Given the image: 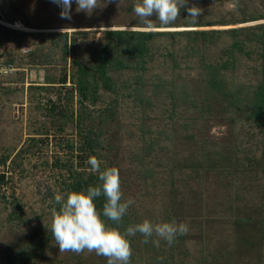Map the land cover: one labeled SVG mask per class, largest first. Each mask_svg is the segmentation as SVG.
<instances>
[{"label":"rangeland","instance_id":"1","mask_svg":"<svg viewBox=\"0 0 264 264\" xmlns=\"http://www.w3.org/2000/svg\"><path fill=\"white\" fill-rule=\"evenodd\" d=\"M191 2L202 9L199 21L240 19L251 13L264 12V0ZM134 3L135 0H100L99 6L90 13L78 11L73 3L71 19L67 20L61 18V8L52 0H0V21L17 26L13 29L0 23L9 29L0 37V61H4L10 53L24 54L21 50L23 44L28 45L27 52L36 51L37 56L34 57L42 60L41 63L43 59H50L41 65H33L27 60L25 65L10 66V70L6 69L7 66L0 67V161L8 155L5 164L0 162V173L6 175V183H0L2 263L6 261L4 248L11 241L22 245L24 238L36 235L38 229L49 231L55 196L64 193L61 191L62 175L68 181L67 166H62V163L72 164L77 172L91 171L87 163L90 155L77 148L68 150L67 143L73 141L78 147L83 135L79 133V122L81 127H96L100 117H106L108 107L113 106L115 114L102 124L105 148H101L98 155L102 163H106L105 166L119 169L123 198L135 201L128 213L140 222L144 219L153 223L175 219L189 225L188 233L174 243V253H167L169 245L161 239L160 246L153 247L158 249L157 253H151V246L147 249L139 246L135 264H148L153 254L158 257L159 264H223L231 259L233 264H264V240L256 253L234 245V238L231 237L233 230L228 220L230 211L227 210L237 194L250 200H261L262 192L264 195V124L259 127L254 121L233 113V109L224 110L222 107L226 106V101L215 97L208 101L211 107L203 118L193 119L188 130H183L180 118L170 116L168 99L159 97L153 91L161 75L170 79L181 73L194 81L200 76L201 59L214 65L228 60L230 65L219 72L227 85L243 83L256 89L264 80L261 55L264 43L253 40L239 51L233 42L245 38L246 34L234 36L222 31L213 37V42L201 46L196 53L188 54L182 49L186 41L183 37L178 41L159 38L146 57L143 69L114 68L109 73L116 80L117 91H107L99 86L96 103L86 101L84 108L77 101L79 93L71 79L77 69L74 60L85 65L93 64L90 52L106 43L108 38L104 30L109 28L225 30L254 26L264 23V19L184 27L181 21L187 18V13L182 9L175 26L156 27L159 20L153 17L152 26L147 27L136 17ZM16 21L26 26L18 25ZM33 28L38 31L33 32ZM255 31L258 32V29ZM53 32H67L69 43L75 40L76 52L69 50L64 54L60 48H51L50 39L38 35ZM252 32L247 31V34L252 37ZM166 47H169L168 50ZM110 54L115 55L116 50L112 49ZM174 62L178 64L176 67H173ZM37 71L43 73V86L30 85L41 81ZM65 74L67 82L62 86L61 79ZM138 80L144 88L142 94L152 97L150 103H140L136 90L130 88ZM67 91L73 92V99L65 98V94L66 97L70 95ZM56 92H60V98ZM48 100L56 105L52 111ZM179 109L183 111L184 107ZM194 113L188 111L185 114ZM187 135H192V138ZM214 149L221 150L226 159L222 170L206 171L196 167L203 161V153ZM183 163L191 167L182 168ZM149 172H152L151 176L147 175ZM12 196L19 199L24 209L21 222L15 226L5 220ZM142 238L140 234L137 239L139 245L143 243ZM260 238L257 233V240ZM225 242H230L229 250H233L228 259L216 262L208 259L200 263L202 255L211 258L214 255L211 252L221 251ZM159 249L163 251L161 255ZM183 250L186 253H181ZM43 253L46 256H39V259L30 260L27 264H74L73 256L77 254L83 257V264H107V257L97 255L95 251L60 252L56 242H52Z\"/></svg>","mask_w":264,"mask_h":264},{"label":"trees","instance_id":"2","mask_svg":"<svg viewBox=\"0 0 264 264\" xmlns=\"http://www.w3.org/2000/svg\"><path fill=\"white\" fill-rule=\"evenodd\" d=\"M259 19H264V12L259 14L251 13L248 16H245L240 19H232V20H222V21H199L196 24H192L189 22V19L186 18L184 21H181V24L184 27H198V26H206V25H214V24H234V23H245L249 21H255ZM28 23V22H25ZM176 23H172L169 25H161L160 22L156 25V27H172L175 26ZM258 29V32L255 31ZM253 31L252 37L247 34V31ZM9 29L4 25H0V37L5 33H8ZM222 31L226 33H230L231 35L242 34L245 33V38L236 39L233 42V45L237 47L239 51L244 50L247 42H251L253 40L260 41L264 43V23H259L257 25H245L240 27H230L225 30L218 29H202V28H189V29H181V30H143V29H123V28H109L104 30L105 37L108 39L106 43L101 46L99 49L91 50L90 54L93 57V64L85 65L81 62H78L76 59L74 60L75 64H77V69L71 77L73 87L79 93L77 95V101L82 108L86 107V101L90 104H95L97 101L96 93L97 88L101 86L104 90L116 92V80L112 78L110 75V71L114 68L120 69H143L146 57L151 54L153 47L156 46L155 42L162 39H170L173 38L174 41H178L183 37L186 41L183 45L182 49L188 51V54L196 53L201 46L203 47L205 44L213 42V37L218 36ZM40 36H44L46 39H50L51 48H60L64 54L69 53L71 50L73 53L76 52L77 46L75 45V40L73 39L69 43V35L67 32H53V33H40ZM37 36V34H36ZM9 40V37L8 39ZM169 44H176L174 42H170ZM169 47H166L168 50ZM112 49L116 50V54H110ZM249 54V52H246ZM36 51H30L28 54H12L4 59V61H0V67L5 65L10 66H20L25 65L27 60H30L32 64L41 65L43 62H49L50 59H43L41 63L40 59L36 60L35 57L37 55ZM172 58V53H168ZM264 60V53L261 54ZM35 56V57H34ZM32 58V59H31ZM200 76L194 81L190 78H187L181 73H178L177 76H173L168 79L164 76H159L157 81L154 84V93L156 91V95L159 97H166L169 101V109L170 116L177 117V119L181 120V127L183 130H188L191 126L193 119L203 118V114L208 111L209 107H211L208 101L212 98L222 97L226 101V106L222 108L233 109V113L237 112L240 116L247 120H252L256 123L257 126L262 127L264 124V80L262 83L256 87V89H252L251 86L245 85L243 83H234L233 85H227L224 78L220 77V70L222 68H227L230 64L227 61H224L219 64H211L205 62L203 59L200 61ZM176 67L178 64L174 62ZM29 65V64H28ZM185 67H189V65H185ZM1 75V74H0ZM142 78V77H141ZM70 81V79H69ZM1 82V81H0ZM67 82L66 74L61 79L62 86ZM136 85H130V88L136 90L137 99L140 103H150L152 97L146 96L142 94L143 85L138 80L135 82ZM133 86V87H132ZM252 89V90H251ZM68 92V91H67ZM69 97L73 99V92H68ZM79 96V97H78ZM60 98V92L59 97ZM111 103V102H110ZM48 104L50 105V110L55 109V103H52L51 100H48ZM53 104V105H52ZM108 107V113L105 114V118L100 117V121L97 123L96 127L91 125L90 127H81L82 123L79 122L80 126H78L80 130V134H83L80 137L79 146H75L73 141L67 143V149L72 151L74 148L80 150L82 153H85L87 156H96L99 157V152L101 148H105L102 138L103 136V127L102 124L106 120L112 117L115 114V107ZM179 107H184L183 111L179 109ZM178 108V109H177ZM111 110L110 114L109 111ZM50 111V112H51ZM188 111L196 112L194 114H185ZM103 118V119H102ZM186 137L192 138V135H187ZM221 150H212L205 151L204 159L201 163H198L196 167L202 168L203 170H222L223 164L226 162L224 156H222ZM216 155V156H215ZM8 155L4 156L1 159V163L5 164ZM59 161L56 162L58 164ZM13 166L15 162L13 161ZM20 166V163L17 164ZM72 164L62 163V166H67V177L64 178L62 175L61 181V191L66 194L70 190H80L86 188L89 185H96L99 183L98 173H94L89 171L85 172H77L71 166ZM106 163H102L103 167H110V165L105 166ZM184 167H191L186 164L181 165ZM227 167V166H225ZM234 169V168H233ZM229 171V168L228 170ZM148 176L152 175V172L147 174ZM64 178V179H63ZM6 175L5 173H0V183H6ZM262 189V188H261ZM261 192V191H260ZM236 199H232L227 208L229 212L228 220L232 227V239L234 238V245H241L243 250H250L251 253H256L255 251H259L261 249L262 241L264 240V195L263 192L260 196L261 200H257L256 198L249 199L245 197V195L237 194L235 195ZM3 198L6 201V196L3 194ZM11 207L9 208V212L6 215L5 220L9 221L15 226L17 222H21L24 209L21 205L19 199L12 196ZM238 200V201H237ZM105 202V197L101 196L96 199V206L98 209L102 210L103 204ZM239 202V205H237ZM55 207L58 208L59 205L55 204ZM15 221V223H14ZM23 222V221H22ZM110 226L119 227L122 231L126 229L129 225L140 223L139 220H136L134 216L127 214L123 217L122 221L119 224H116L113 221H107ZM259 226V227H258ZM12 227V226H11ZM36 235H31L28 239L24 238L23 244L18 245L17 241H11L8 245H6V261L3 259L0 260V264H27L28 261L39 259L40 257L46 256V253L43 251L47 248L49 249L52 242H56L52 232L49 228V231L44 232L42 229H38L36 231ZM257 233L260 235L259 241L257 240ZM140 233H137L133 237H129L131 240V248L132 255L130 258V264H135V259L137 257V253L139 251V246L143 248H148L151 246V253H157L158 249H154V245L149 243H144V238H142V244L139 245L137 239L139 238ZM256 236V238H255ZM143 237V236H142ZM154 238V237H153ZM155 239V238H154ZM182 239V235L178 236L176 241ZM17 240V239H16ZM175 241V242H176ZM174 242V243H175ZM164 244L169 245L167 242H163ZM174 243L169 245L167 249V253H174ZM225 247V248H224ZM230 242H225L223 244L222 250H215L216 252H211L214 255L211 258H207L206 256L201 257V262H207L208 259H211L212 262H216L217 260H226L227 257L231 256L232 248ZM15 252V253H13ZM163 253L162 250L159 249V254ZM181 253H186L181 251ZM216 253V254H215ZM148 264H159L157 259L158 257L154 254L151 255ZM75 259L74 264H83V258L80 255H74ZM224 258V259H222ZM228 259V258H227ZM34 264V263H33ZM223 264H233V259L227 261Z\"/></svg>","mask_w":264,"mask_h":264},{"label":"clouds","instance_id":"3","mask_svg":"<svg viewBox=\"0 0 264 264\" xmlns=\"http://www.w3.org/2000/svg\"><path fill=\"white\" fill-rule=\"evenodd\" d=\"M52 2L61 8V18L67 20L71 19L73 3L77 5L78 11L89 13L100 4V0ZM182 9L186 11L190 23L199 22L202 9L191 0H135L133 5L139 22L147 27L152 26L153 17L161 25L174 23L181 16ZM56 93L59 95V92ZM87 163L92 172L98 173L99 183L80 190H70L66 194H57L55 201L59 207L51 209L50 230L60 252L79 253L87 249L107 257V264H129L132 255L129 237L140 233L144 243L151 242L159 247L161 239L171 245L178 236L188 233L189 225L175 219L157 223L144 219L140 223L129 225L123 231L119 227L110 226L107 221L119 224L135 201L132 198H123L120 171L117 167L102 168V162L96 156H90ZM101 196L105 197L102 210L96 206V199Z\"/></svg>","mask_w":264,"mask_h":264},{"label":"crops","instance_id":"4","mask_svg":"<svg viewBox=\"0 0 264 264\" xmlns=\"http://www.w3.org/2000/svg\"><path fill=\"white\" fill-rule=\"evenodd\" d=\"M16 22H17L18 25L26 26L21 21H16ZM29 30H31V28H29ZM33 30H34L33 32L38 31V29H34V28H33ZM37 73L39 74V75H37V76H39L38 80H41V81L40 82L30 83V85L32 84V85H36V86H43L44 85V80H42L43 78L41 77V76H43V73H41V71H39V72L37 71Z\"/></svg>","mask_w":264,"mask_h":264},{"label":"built area","instance_id":"5","mask_svg":"<svg viewBox=\"0 0 264 264\" xmlns=\"http://www.w3.org/2000/svg\"><path fill=\"white\" fill-rule=\"evenodd\" d=\"M28 49H29V47H28L27 44H23L22 47H21V50H22V52H23L24 54L27 53ZM7 67H8V68H6V69L10 70V66H7Z\"/></svg>","mask_w":264,"mask_h":264},{"label":"bare ground","instance_id":"6","mask_svg":"<svg viewBox=\"0 0 264 264\" xmlns=\"http://www.w3.org/2000/svg\"><path fill=\"white\" fill-rule=\"evenodd\" d=\"M0 23H3L4 25L8 26V27H11V28H15L17 27L16 25L12 24L11 22H4V21H0Z\"/></svg>","mask_w":264,"mask_h":264}]
</instances>
